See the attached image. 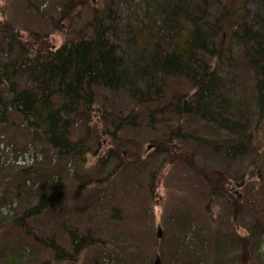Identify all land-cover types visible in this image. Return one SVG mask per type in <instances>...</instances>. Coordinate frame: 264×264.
Segmentation results:
<instances>
[{
    "label": "trees",
    "instance_id": "16d2710c",
    "mask_svg": "<svg viewBox=\"0 0 264 264\" xmlns=\"http://www.w3.org/2000/svg\"><path fill=\"white\" fill-rule=\"evenodd\" d=\"M73 2L68 0V9L75 7ZM122 3L129 19L116 3L104 0L102 9L91 13L88 33L56 50L40 35L29 34L23 41L15 28L6 26L2 35L11 41V49L18 42L22 58L0 68V124L10 125L8 111L12 121L24 120L28 128L25 133L15 130L17 137L47 148L55 154L51 161L78 157L84 163L105 140L109 153L116 154L113 159L125 152L127 162L120 163L132 177L142 168L153 169L157 178L152 179L162 181L165 170L186 166L213 198L226 200V210L234 217V225H227L229 233L210 240L196 217H176L164 223L160 241L154 239L159 247L146 261L142 258L145 264L158 256L161 264H259L255 235L237 223L245 209L258 214L256 190L264 180H258L257 188L240 181L232 191L235 182L214 168L246 155L256 156L257 166L264 161V17L247 14L242 7L231 11L222 0ZM209 5L221 12L206 28L209 23L200 19L207 17ZM16 72L28 74L27 85L18 86ZM119 92L127 93V101L113 96ZM4 94L10 98L7 104ZM145 145L151 151L147 156L164 157L163 162L156 166L151 156L143 159ZM186 146L204 147L214 160L199 164L196 154L185 152ZM101 163L102 173L112 175L109 164ZM35 172L23 171L29 176ZM94 185L100 188L99 182ZM48 202L22 209L15 228L46 246L51 264L72 262L83 249L99 246L92 237L71 234L74 251L68 255L54 239H38L28 227ZM217 203H211L213 210H218ZM258 217L255 223L264 226V214Z\"/></svg>",
    "mask_w": 264,
    "mask_h": 264
},
{
    "label": "rangeland",
    "instance_id": "374dc122",
    "mask_svg": "<svg viewBox=\"0 0 264 264\" xmlns=\"http://www.w3.org/2000/svg\"><path fill=\"white\" fill-rule=\"evenodd\" d=\"M73 1L75 7L70 5L68 9V0H0V63H18L22 58L21 51L15 45L18 42L15 40V47L11 49V41L2 35L7 31L6 26L15 28L23 41L29 34L42 36L46 46L52 50L60 48L67 41L75 40L80 34H87L91 13L95 8L102 9L104 0ZM111 1L116 3L115 7H120L124 19L130 18L122 6V0ZM262 2L222 0V4L231 11L242 7L247 14L259 12L264 17ZM79 4L80 8L75 11ZM208 8L207 17L200 19L202 24L209 23L210 18L221 12V8L213 5ZM63 17L68 18L67 22H60ZM210 25L205 27L209 28ZM121 42L118 38V45L124 48ZM15 80L18 86L27 84L25 78L18 77ZM113 96L118 101H127L125 92L114 93ZM3 98L7 104L9 96L4 94ZM8 112L10 125L0 124V264H51L53 256L50 250L15 228V221L23 216L21 210L38 206L43 199L50 200L48 208L30 223L38 239H54L68 255H73L74 251L70 242L71 234L80 238L92 237L96 244L107 243L113 246L108 247L110 251H105L93 245L72 258L74 261L58 264H145L142 258L159 247L154 241L157 239V227L162 229L163 236L164 223H173L176 217L190 221L196 217L203 236H208L210 240L229 233V222L234 225V217L232 219L226 210V200L213 198L211 190L209 195L207 189L203 188L202 179L186 166L176 165L165 170L162 181L154 180L157 174L153 169L142 168L132 177L125 172V163H120L122 160L127 162L125 152L113 159L116 154L109 153L105 140L94 150L93 155L85 158L84 163L78 157L51 161L49 158L55 154L47 148L33 147L17 137L12 112ZM252 127H255V122ZM184 150L190 155L196 154L199 164L214 160L204 147L186 146ZM149 151L145 145L141 154L143 159ZM261 153H264V148ZM150 156H147V160ZM156 158L152 157L158 166L164 157ZM255 159L254 155H246L232 162L217 163L214 170L235 182L232 191L237 190L240 181L247 188L253 185L257 188L258 180H264V161L257 166ZM101 161L109 164L112 175L105 176L102 173ZM24 170L36 172L34 176H29L23 173ZM81 181L85 184H81ZM97 182L100 188L94 185ZM263 182L258 183L256 190L259 193L256 197L259 205L255 210L258 214L245 209L237 223L242 226V230L255 235V257L259 264H264V226H258L254 219L264 214ZM216 201L217 211L212 209L211 204ZM114 211H120L117 217ZM117 220L122 223L117 224ZM210 221L213 225H209ZM160 262L158 256L152 257L146 264Z\"/></svg>",
    "mask_w": 264,
    "mask_h": 264
},
{
    "label": "bare ground",
    "instance_id": "6f19581e",
    "mask_svg": "<svg viewBox=\"0 0 264 264\" xmlns=\"http://www.w3.org/2000/svg\"><path fill=\"white\" fill-rule=\"evenodd\" d=\"M3 65H5V63H0V68H2V66ZM16 71H18V70H16ZM16 75L17 74H19V75H17V77L16 78H25L26 79V77L28 76V74H20V72H16L15 73ZM26 81H27V84H28V80L26 79ZM26 84V85H27ZM6 106V105H5ZM7 108V107H6ZM15 121V126H16V129H18L19 131H21V132H24L25 133V131L27 130V128H28V126H27V124H26V122L24 121V120H21V119H18L17 118V120L15 119L14 120ZM4 137H6L5 135H4ZM105 161V160H104ZM102 162V161H101ZM101 166V165H100ZM81 184H85L83 181H81ZM47 209V208H46ZM43 211V210H42ZM29 229H30V231L31 232H33V229H32V227H28ZM157 229H159V230H161V232H162V229H160V227L158 226L157 227ZM156 229V230H157ZM157 232H158V230H157ZM103 244L105 245V247H102L103 246ZM99 243V246L98 247H100V248H103L105 251H110L111 249H108V247L109 248H112V247H110V245L109 244H107V243ZM254 247H255V244H254ZM122 253V252H121Z\"/></svg>",
    "mask_w": 264,
    "mask_h": 264
},
{
    "label": "water",
    "instance_id": "95a60500",
    "mask_svg": "<svg viewBox=\"0 0 264 264\" xmlns=\"http://www.w3.org/2000/svg\"><path fill=\"white\" fill-rule=\"evenodd\" d=\"M158 232H157V238L160 239L161 238V230L157 229Z\"/></svg>",
    "mask_w": 264,
    "mask_h": 264
}]
</instances>
